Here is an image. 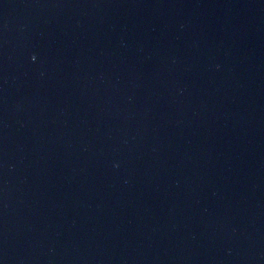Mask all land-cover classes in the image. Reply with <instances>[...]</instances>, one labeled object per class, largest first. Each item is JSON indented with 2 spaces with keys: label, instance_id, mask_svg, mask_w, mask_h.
<instances>
[{
  "label": "water",
  "instance_id": "1",
  "mask_svg": "<svg viewBox=\"0 0 264 264\" xmlns=\"http://www.w3.org/2000/svg\"><path fill=\"white\" fill-rule=\"evenodd\" d=\"M0 264H264V0H0Z\"/></svg>",
  "mask_w": 264,
  "mask_h": 264
}]
</instances>
